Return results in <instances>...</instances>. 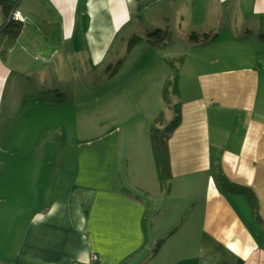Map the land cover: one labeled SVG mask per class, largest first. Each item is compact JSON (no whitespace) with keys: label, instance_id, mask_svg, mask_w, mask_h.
<instances>
[{"label":"crops","instance_id":"0c3cea01","mask_svg":"<svg viewBox=\"0 0 264 264\" xmlns=\"http://www.w3.org/2000/svg\"><path fill=\"white\" fill-rule=\"evenodd\" d=\"M9 1L22 32L0 55V264H264V0ZM52 34L68 59L124 60L112 99L128 121L75 152L40 141L4 92L14 45ZM160 41L181 61L183 112L163 187L149 134L168 67L150 81L138 51ZM48 96L39 108L56 106Z\"/></svg>","mask_w":264,"mask_h":264},{"label":"rangeland","instance_id":"374dc122","mask_svg":"<svg viewBox=\"0 0 264 264\" xmlns=\"http://www.w3.org/2000/svg\"><path fill=\"white\" fill-rule=\"evenodd\" d=\"M32 32L27 31L29 36H32ZM34 33L42 38L47 31ZM34 33L33 37L35 36ZM55 37L54 34L46 37L45 40L48 44L45 46L14 45L9 66L15 73L20 70L23 74L16 76L13 73L7 84L8 89L4 92L6 99L11 91L14 99L17 97L23 99L22 120L29 126V123L34 125L31 127L34 128V133L36 128L40 127V141L47 140L56 148L66 143V146L71 149L70 151L75 152L79 142L101 136V134H105L128 121L127 116H125V109L121 110L119 114L117 101L112 99V90L114 86H118L122 74L119 73L118 75L115 72L118 60L110 61L111 56L106 62L99 64L91 62L85 56L83 60L76 56L68 59L66 56L68 47ZM132 40H129L125 46L127 54L131 51L129 49H131ZM160 43L161 41L155 45V48L143 43L138 51L142 54H152L148 68L155 70L156 73L152 74L150 81L157 78L156 80H160L162 85L165 81V75L156 65L160 66L164 63L168 67L169 78L173 79L181 63L180 60H177L179 56L172 55L171 46H163ZM116 46L113 48L114 53L111 52L110 55L112 53L116 55ZM178 51V49L175 50L176 53ZM162 55L167 56L162 59ZM141 64L143 65V63ZM127 68L128 66L125 65L121 73L125 72ZM142 80L149 79L143 78ZM44 95H49L50 102L53 101L55 103L53 105L56 106H51L48 109H44L42 106L39 108L37 106L38 96ZM175 96L171 89L169 97L172 104L178 102ZM32 97L35 98L34 103L36 105H34ZM59 102H63V104ZM162 110L166 116L164 122L170 123L175 117L174 110H169L166 104H163ZM120 128L121 136L126 137V127L122 125ZM40 146L42 147L41 144ZM72 163L74 167L75 163Z\"/></svg>","mask_w":264,"mask_h":264},{"label":"trees","instance_id":"16d2710c","mask_svg":"<svg viewBox=\"0 0 264 264\" xmlns=\"http://www.w3.org/2000/svg\"><path fill=\"white\" fill-rule=\"evenodd\" d=\"M15 3L9 0H0V9L1 14L4 18V23L0 26V36L4 39V48L0 49V55L4 56L6 54V50L8 51L13 44H9V41L12 43L19 39V35L22 32V21H13L10 20L9 16L12 12H14ZM139 39L134 38L130 43V48H132ZM181 63V61H180ZM122 62H118L117 67L115 68V72L119 70L121 67ZM175 68V67H174ZM176 71V70H175ZM174 71V72H175ZM173 79H168L167 82L164 84V91L163 97L166 106L170 109H173L175 112V117L171 120L170 123H166L165 121V113L161 112L158 118L152 122V126L150 128V140H151V147L153 149L155 165L159 177V184L163 187L167 181L171 178V161H170V152H169V140L172 136V133L175 129L179 126L182 121L183 112L182 106L180 102L172 104L170 99L171 89L173 90L174 94H178V72L174 74ZM253 209L255 216H257V206L255 202H253Z\"/></svg>","mask_w":264,"mask_h":264},{"label":"built area","instance_id":"2783aa9c","mask_svg":"<svg viewBox=\"0 0 264 264\" xmlns=\"http://www.w3.org/2000/svg\"><path fill=\"white\" fill-rule=\"evenodd\" d=\"M19 15H17L16 13L12 12L11 15L9 16L10 20L13 21H21L20 17H18Z\"/></svg>","mask_w":264,"mask_h":264}]
</instances>
